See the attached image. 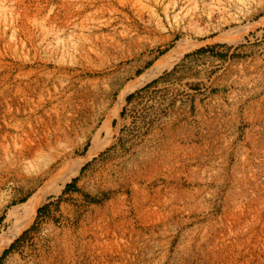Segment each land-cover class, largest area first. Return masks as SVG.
Returning a JSON list of instances; mask_svg holds the SVG:
<instances>
[{
	"label": "rangeland",
	"instance_id": "1",
	"mask_svg": "<svg viewBox=\"0 0 264 264\" xmlns=\"http://www.w3.org/2000/svg\"><path fill=\"white\" fill-rule=\"evenodd\" d=\"M37 191L0 264H264V0H0V235Z\"/></svg>",
	"mask_w": 264,
	"mask_h": 264
},
{
	"label": "bare ground",
	"instance_id": "2",
	"mask_svg": "<svg viewBox=\"0 0 264 264\" xmlns=\"http://www.w3.org/2000/svg\"><path fill=\"white\" fill-rule=\"evenodd\" d=\"M139 77V76H138ZM41 198L38 191L31 195L23 206L17 210H9L7 220L12 223L8 226L6 232L0 235V251L13 239L15 234L25 225L31 217L32 211Z\"/></svg>",
	"mask_w": 264,
	"mask_h": 264
},
{
	"label": "trees",
	"instance_id": "3",
	"mask_svg": "<svg viewBox=\"0 0 264 264\" xmlns=\"http://www.w3.org/2000/svg\"><path fill=\"white\" fill-rule=\"evenodd\" d=\"M68 188V186L66 187V189Z\"/></svg>",
	"mask_w": 264,
	"mask_h": 264
}]
</instances>
